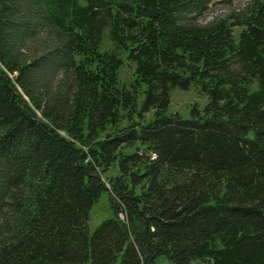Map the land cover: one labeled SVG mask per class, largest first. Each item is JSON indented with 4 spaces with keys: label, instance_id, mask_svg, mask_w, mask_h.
I'll return each instance as SVG.
<instances>
[{
    "label": "trees",
    "instance_id": "trees-1",
    "mask_svg": "<svg viewBox=\"0 0 264 264\" xmlns=\"http://www.w3.org/2000/svg\"><path fill=\"white\" fill-rule=\"evenodd\" d=\"M209 2L0 0V264H264V0Z\"/></svg>",
    "mask_w": 264,
    "mask_h": 264
},
{
    "label": "rangeland",
    "instance_id": "rangeland-1",
    "mask_svg": "<svg viewBox=\"0 0 264 264\" xmlns=\"http://www.w3.org/2000/svg\"><path fill=\"white\" fill-rule=\"evenodd\" d=\"M249 0H210L206 10L204 11L203 21L210 20L213 17L224 16L232 12L240 11ZM110 45L105 40L102 41L101 49H108ZM132 79V67H130L126 60L123 59V65L118 70V80L120 85L128 86ZM207 103L205 95L198 93L197 89L190 87L187 90L172 89L169 93V104L167 106V113H176L183 119L191 117L193 108L201 112ZM150 113L145 116L149 118ZM114 169H110L107 173L102 174V179L106 176L112 175ZM111 217V210L109 207L108 193L102 191L97 200L92 204L88 211L86 221V229L90 235L94 228L102 221Z\"/></svg>",
    "mask_w": 264,
    "mask_h": 264
}]
</instances>
